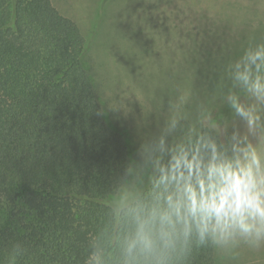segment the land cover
Segmentation results:
<instances>
[{
	"label": "trees",
	"instance_id": "trees-1",
	"mask_svg": "<svg viewBox=\"0 0 264 264\" xmlns=\"http://www.w3.org/2000/svg\"><path fill=\"white\" fill-rule=\"evenodd\" d=\"M90 41L50 0H0V264H125L135 214L155 203L160 172L124 206L110 204L132 171L130 142L105 118L87 56ZM240 88V87H239ZM239 88L234 93H238ZM233 93V94H234ZM231 102L178 126L230 148ZM167 165V151L159 157ZM160 264H217L215 240L195 231Z\"/></svg>",
	"mask_w": 264,
	"mask_h": 264
},
{
	"label": "rangeland",
	"instance_id": "rangeland-1",
	"mask_svg": "<svg viewBox=\"0 0 264 264\" xmlns=\"http://www.w3.org/2000/svg\"><path fill=\"white\" fill-rule=\"evenodd\" d=\"M50 1L90 41L86 64L105 118L130 142L132 171L110 201L116 209L152 177L162 153L149 157L145 146L166 136L168 148L179 125L212 118L229 96L257 105L234 72L246 53L264 45V0ZM227 118L226 130L264 151V127L249 132L232 106ZM173 119L177 127L170 129ZM215 243L217 264H264V239L236 235Z\"/></svg>",
	"mask_w": 264,
	"mask_h": 264
},
{
	"label": "clouds",
	"instance_id": "clouds-1",
	"mask_svg": "<svg viewBox=\"0 0 264 264\" xmlns=\"http://www.w3.org/2000/svg\"><path fill=\"white\" fill-rule=\"evenodd\" d=\"M262 70L264 45L235 64L234 80L246 86L257 105L245 106L236 96L228 99L249 132L264 127L258 107L264 105ZM176 127L173 119L170 129ZM165 151L171 157L167 165L159 157L153 161L160 172L159 192L149 209L135 214V231L126 240L125 264H160L161 250L175 247L193 231L201 241L209 236L227 241L236 235L249 242L264 239V151L238 134H233L227 149L204 135L193 139L191 134L187 143L171 148H166V136L158 144L145 146L149 157ZM23 254L24 249L14 245L9 264Z\"/></svg>",
	"mask_w": 264,
	"mask_h": 264
}]
</instances>
